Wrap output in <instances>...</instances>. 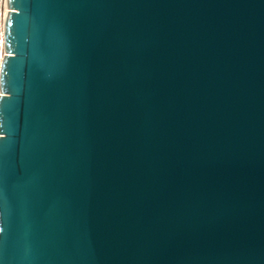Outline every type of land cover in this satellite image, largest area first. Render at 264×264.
<instances>
[{
  "label": "water",
  "instance_id": "obj_1",
  "mask_svg": "<svg viewBox=\"0 0 264 264\" xmlns=\"http://www.w3.org/2000/svg\"><path fill=\"white\" fill-rule=\"evenodd\" d=\"M0 264H264V0H5Z\"/></svg>",
  "mask_w": 264,
  "mask_h": 264
},
{
  "label": "built area",
  "instance_id": "obj_2",
  "mask_svg": "<svg viewBox=\"0 0 264 264\" xmlns=\"http://www.w3.org/2000/svg\"><path fill=\"white\" fill-rule=\"evenodd\" d=\"M7 9H5V0H0V61L2 60V57H4V45H3V30H4V23L5 16L7 13Z\"/></svg>",
  "mask_w": 264,
  "mask_h": 264
}]
</instances>
